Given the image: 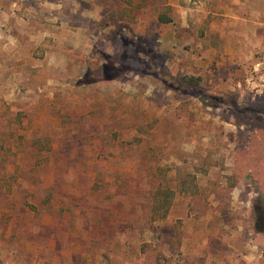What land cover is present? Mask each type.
Listing matches in <instances>:
<instances>
[{
    "label": "rangeland",
    "instance_id": "obj_1",
    "mask_svg": "<svg viewBox=\"0 0 264 264\" xmlns=\"http://www.w3.org/2000/svg\"><path fill=\"white\" fill-rule=\"evenodd\" d=\"M0 264H264V0H0Z\"/></svg>",
    "mask_w": 264,
    "mask_h": 264
},
{
    "label": "trees",
    "instance_id": "obj_2",
    "mask_svg": "<svg viewBox=\"0 0 264 264\" xmlns=\"http://www.w3.org/2000/svg\"><path fill=\"white\" fill-rule=\"evenodd\" d=\"M160 22L167 23L170 21L167 18H161ZM180 82L187 86L198 87L200 83V78L185 75L180 78ZM179 191L183 193V181L180 182ZM173 198L174 191L171 189L158 188L154 191L152 197V206L150 209L151 219L153 221L161 220L166 217L172 205Z\"/></svg>",
    "mask_w": 264,
    "mask_h": 264
}]
</instances>
